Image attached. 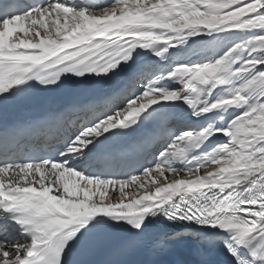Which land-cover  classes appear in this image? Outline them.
Here are the masks:
<instances>
[{
  "label": "snow or ice",
  "instance_id": "1",
  "mask_svg": "<svg viewBox=\"0 0 264 264\" xmlns=\"http://www.w3.org/2000/svg\"><path fill=\"white\" fill-rule=\"evenodd\" d=\"M62 78L107 90L41 120V154L0 150V264L161 218L201 264H264V0H0V104Z\"/></svg>",
  "mask_w": 264,
  "mask_h": 264
},
{
  "label": "bare ground",
  "instance_id": "2",
  "mask_svg": "<svg viewBox=\"0 0 264 264\" xmlns=\"http://www.w3.org/2000/svg\"><path fill=\"white\" fill-rule=\"evenodd\" d=\"M187 106H185V108H186ZM179 167V166H178ZM168 175V177H169V180H171V174H167ZM142 179H143V177H142ZM146 183V189H147V191H150V192H154V188L156 187V186H159V184H156V185H150V184H148L147 182H145ZM129 191H132L131 189H128ZM110 195V194H109ZM107 198V197H106ZM21 242H23V241H21Z\"/></svg>",
  "mask_w": 264,
  "mask_h": 264
}]
</instances>
